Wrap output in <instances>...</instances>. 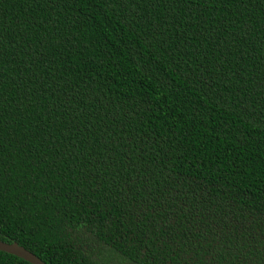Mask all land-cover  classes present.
I'll use <instances>...</instances> for the list:
<instances>
[{
    "label": "trees",
    "instance_id": "1",
    "mask_svg": "<svg viewBox=\"0 0 264 264\" xmlns=\"http://www.w3.org/2000/svg\"><path fill=\"white\" fill-rule=\"evenodd\" d=\"M0 242L264 264V0H0Z\"/></svg>",
    "mask_w": 264,
    "mask_h": 264
},
{
    "label": "water",
    "instance_id": "2",
    "mask_svg": "<svg viewBox=\"0 0 264 264\" xmlns=\"http://www.w3.org/2000/svg\"><path fill=\"white\" fill-rule=\"evenodd\" d=\"M0 252H4L13 256H16L30 264H44L32 253L26 251L24 248L18 246L16 243L5 244L0 242Z\"/></svg>",
    "mask_w": 264,
    "mask_h": 264
}]
</instances>
